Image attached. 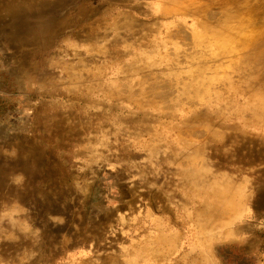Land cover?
<instances>
[{
	"label": "rangeland",
	"instance_id": "374dc122",
	"mask_svg": "<svg viewBox=\"0 0 264 264\" xmlns=\"http://www.w3.org/2000/svg\"><path fill=\"white\" fill-rule=\"evenodd\" d=\"M0 264H264V0H0Z\"/></svg>",
	"mask_w": 264,
	"mask_h": 264
}]
</instances>
